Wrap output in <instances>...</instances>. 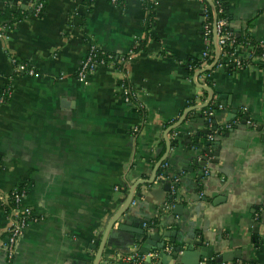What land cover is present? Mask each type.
<instances>
[{
	"label": "crops",
	"instance_id": "0c3cea01",
	"mask_svg": "<svg viewBox=\"0 0 264 264\" xmlns=\"http://www.w3.org/2000/svg\"><path fill=\"white\" fill-rule=\"evenodd\" d=\"M204 1L154 0L146 31L144 0H10L13 9L33 14L0 38V87L13 90L0 105V264H95L101 249L98 264H207L202 253L219 264H264L263 61L206 70L215 60L213 41V61L190 72L209 47ZM225 2L234 31L264 42V0ZM7 3L0 0V10ZM144 38L145 47L133 53ZM92 44L129 58L123 69L101 64L83 83L77 75ZM238 54L247 58L248 47ZM13 58L36 73L13 75ZM124 77L143 115L122 97ZM203 86L213 90L206 106L215 107L213 139L206 107H199L210 97ZM167 143L168 167L162 163L152 184L136 187L112 225ZM22 184V209L38 220L24 227L10 258L14 214L7 204ZM170 193L176 203L165 209ZM159 214L157 227L143 226ZM148 249L156 253L151 261L127 260Z\"/></svg>",
	"mask_w": 264,
	"mask_h": 264
},
{
	"label": "built area",
	"instance_id": "2783aa9c",
	"mask_svg": "<svg viewBox=\"0 0 264 264\" xmlns=\"http://www.w3.org/2000/svg\"><path fill=\"white\" fill-rule=\"evenodd\" d=\"M112 2L116 4L119 2V0H112ZM215 2H216V0H215ZM42 8H43V3H40L37 6V8L35 9V15H39L42 11ZM214 10L215 9H213L212 11H213V14L215 15L216 10H215V12H214ZM222 11H223V9L221 8L220 12H222ZM204 18H205L204 30H205V36H206L205 38L209 42V47H207V49L202 53V58L206 59L207 57L211 56L210 55V51H211L210 46H211L212 39L214 41V20L210 21L211 20L210 9H209V6L207 4H205V7H204ZM230 25H231L230 21L225 17H222L220 19H216V27L215 28H216L217 38H218V42H219L221 50L223 47L227 46L229 43H233L235 41V34H234L233 29H231V27L229 28ZM10 30H11L10 27H7L6 25L0 24V38L5 36ZM240 46H243V45H239L231 53L226 52L223 55V59L219 62V65L220 66H229V64H232V66L236 69L246 67L249 64V63L245 62L246 58H242L238 54V48ZM98 49L102 50L101 48H99L98 46H96L94 44L90 45L88 52H87L84 60L82 61L81 67L78 71L77 78L83 83H87L89 81L91 75H93L96 72L97 68L101 64H107L105 62H100L99 60H97L96 51ZM257 59L264 62V55L261 56L260 58H254L253 60H257ZM12 62H13V66H14V74L13 75H22V74L34 75L36 73V70L33 67H31L29 65V63H27V62L20 61L16 58H13ZM122 62H126V59H122ZM111 63H114V62H111ZM13 75H12V78H13ZM120 90H121L122 97L125 99L126 102H130L132 96L135 97V93L132 92L131 87L127 86L126 83H123L120 86ZM12 92H13V90H12V86L10 84L0 87V105L5 104L9 101V99L12 97ZM210 114L212 115V112ZM209 121H210L211 127L213 129L210 133V139H213L217 128L216 127L213 128V123H212L211 119H209ZM249 123L252 124V122H250V121H249ZM167 167H168V162L164 161L162 164V168H167ZM206 173H208V172H206ZM177 181H178V178H176L174 180V182L172 183V187H171L172 193L175 192V187H176ZM16 189L17 188L14 189L13 194H12L13 200L16 204L15 210L13 211L14 216H13V219L11 220L10 226L7 229L9 236H8V243H7L6 248L8 250V255L10 258H12L14 255L15 245L17 243V240L21 236L24 227L26 225H28L29 223L38 220V218H36L31 211L22 209V202H23V199L25 197L26 192L25 191H15ZM173 206H174V204H171V205L166 204L164 206V208L167 209V208L173 207ZM143 226L144 227L149 226V223L144 222ZM166 249L170 250V247L167 246ZM155 257H156V253L148 252L146 254H141L139 252H136V253L132 254L131 256H129L127 258V260L130 262H141L145 259L151 261Z\"/></svg>",
	"mask_w": 264,
	"mask_h": 264
},
{
	"label": "trees",
	"instance_id": "16d2710c",
	"mask_svg": "<svg viewBox=\"0 0 264 264\" xmlns=\"http://www.w3.org/2000/svg\"><path fill=\"white\" fill-rule=\"evenodd\" d=\"M120 1L121 0H119V2ZM144 1L146 2L147 8L149 10V16H148L146 24H145L146 25V31H149V29L153 26V17H152L153 14L152 13H153L154 0H144ZM7 2L8 3L6 5V7L3 8L2 10H0V24L1 25H6L7 27H10L11 29H13V27L15 26L16 23H18L19 21H21L25 17L29 16L30 14H33L32 10H23L21 8L13 9L11 7L10 0H7ZM204 2H205V4H207L209 6V9H210V16H211L210 21H213L215 19V15L213 14V11H212L213 9H215L216 10V19H220L222 17H225L230 21V23L232 22V18L227 12V3L225 2V0H216V2H215V0H211V2L213 3V6L207 1H204ZM221 8L223 9L222 12H220ZM34 14H35V12H34ZM230 27H231V29H233L232 25H230L229 28ZM233 31H234V29H233ZM234 34H235V41L233 43H229L227 46L222 48L221 57H220L218 63L223 59V55L226 52H228V53L233 52L234 49H236V47H238L239 45H243L245 47H248V57L249 58L248 57L246 58V60H245L246 63H250L253 61L254 58H260L261 56L264 55V42H259V41L255 40L252 37L250 31L246 32V33L245 32L242 33V31H240V32L234 31ZM147 36L150 37L149 32L147 33ZM147 39L148 38L142 39L140 41L139 45L135 46L133 53H135L136 51L142 50L145 47V44L147 43ZM212 44H213V39L211 41V46H212ZM96 53H97L96 58L100 62H105L107 64H109L111 62H115L116 66L118 68H120V69L124 68L125 62L120 61V58H119L120 56L117 57L116 55L109 53L103 49L102 50L98 49L96 51ZM211 54L212 53H210V55ZM128 58L129 57L126 56L124 59L127 60ZM203 61L211 62L213 60H212L211 56L207 57L206 59H203V58L195 59L189 67L190 72L194 73L195 69L198 66H200ZM259 66L264 67V62H262V64H259ZM227 67H229L230 69H236L232 66V64H229V66H227ZM123 83H126L127 86L131 87L132 92H134L133 86L130 83L129 79H127V78L120 79L118 84H119V86H121ZM130 103L132 106L135 107V109L141 115L144 114L143 113V111H144L143 107H140V105H138L139 103L136 101V97L132 96ZM214 110H215L214 105L210 106V108L206 107L203 109V115L207 118L208 122H209V119H211V121L213 122V116L210 113L213 112ZM215 127L218 128V126L215 123H213V128H215ZM159 174L167 176L164 169H160ZM162 179H163V182L166 181L165 178H162ZM13 191L10 192V199L11 200L7 204L8 209L11 210L12 212L15 210V206H16V204L13 200V197H12ZM15 191L27 192V187L25 184H22L19 187H17V189ZM170 192H171V190H170ZM169 202L172 204L176 203L175 195L172 193H170ZM163 213H165V212H162V214ZM162 214H159V216L154 218L153 220L152 219L148 220L149 226L151 228L157 227L159 225L160 219H161L160 215H162ZM147 236H148V231L145 230L143 233V241H145Z\"/></svg>",
	"mask_w": 264,
	"mask_h": 264
},
{
	"label": "water",
	"instance_id": "95a60500",
	"mask_svg": "<svg viewBox=\"0 0 264 264\" xmlns=\"http://www.w3.org/2000/svg\"><path fill=\"white\" fill-rule=\"evenodd\" d=\"M209 2H210V4L213 6V3L211 2V0H208ZM214 12H215V10H214ZM216 14H215V19H214V44H215V48H216V55H215V60H214V62H213V64L208 68V69H206V70H209V69H212V68H214L216 65H217V63H218V61H219V59H220V57H221V48H220V45H219V42H218V38H217V33H216ZM203 88H205V89H207L208 91H209V93H210V97H209V99H208V101L205 103V104H203V105H200L199 107L200 108H204V107H206V106H208L209 105V103L211 102V100H212V98H213V90L210 88V87H208V86H203ZM196 109V108H195ZM245 120H246V118H245ZM181 122H182V120L177 124V125H174V127L173 128H175V127H177V126H179L180 124H181ZM209 132H207V134H208ZM204 143H206L207 145H218V141L217 142H213V141H203ZM170 148H171V146H170V144L169 143H167V153H166V155L157 163V165H156V167H155V169H154V172H153V174H152V176L149 178V179H139L138 181H136V183L130 188V190H129V193H128V195H127V198H126V201H125V203H124V205H123V207L120 209V211L118 212V215H117V217L115 218V220H113L112 221V225L120 218V216L122 215V213L126 210V209H128L129 207H130V205H131V203H132V201H133V199H134V191H135V189H136V187L139 185V184H143V183H149V184H152L153 182H154V180H155V178H156V175H157V170H158V168H159V166L166 160V158H167V156L169 155V151H170ZM203 166L204 165H206V162L204 161L203 163ZM171 187V185H168V188H170ZM174 234V233H173ZM167 235L168 236H170L171 235V233L169 232V233H167ZM150 244H152L153 242H149ZM153 245H155V243H153ZM163 245H164V243L163 244H161L160 246H159V248H162L163 247ZM180 251H182V249L181 248H178L177 249V252H174L173 254H172V256L173 257H176L177 256V254L180 252ZM146 252L148 253L149 252V249L148 250H146ZM101 254H102V249L100 250V252H99V255L97 256V258H96V260H95V264H98L99 263V260H100V257H101ZM201 257H203V258H205L204 260H207V264H219V262L216 260V259H214L212 256H207V253H202V255H201ZM201 262V261H200ZM224 263V262H223ZM222 263V264H223ZM147 264V263H146ZM225 264V263H224Z\"/></svg>",
	"mask_w": 264,
	"mask_h": 264
}]
</instances>
